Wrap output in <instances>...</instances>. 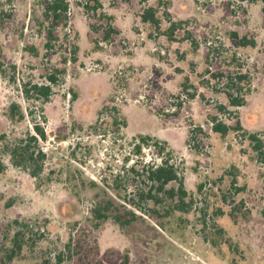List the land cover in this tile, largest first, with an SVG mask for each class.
<instances>
[{"label":"rangeland","instance_id":"1","mask_svg":"<svg viewBox=\"0 0 264 264\" xmlns=\"http://www.w3.org/2000/svg\"><path fill=\"white\" fill-rule=\"evenodd\" d=\"M84 1L68 0L49 39L45 0H0V264L16 234L21 251L5 264H264V156L249 140L264 155L262 3L99 0L118 31L106 41L108 21L85 15ZM145 7L159 30L141 22ZM164 11L181 21L174 41ZM52 73L49 98L26 100L23 84L48 85ZM239 75L231 92L245 104L232 107L225 91ZM11 104L22 120L8 118ZM211 117L236 130L213 132ZM34 123L47 133L37 177L9 156ZM146 136L171 151L185 210L175 200L139 209L131 186L113 189L135 160L158 162L153 147L133 151Z\"/></svg>","mask_w":264,"mask_h":264},{"label":"trees","instance_id":"2","mask_svg":"<svg viewBox=\"0 0 264 264\" xmlns=\"http://www.w3.org/2000/svg\"><path fill=\"white\" fill-rule=\"evenodd\" d=\"M123 2H128L130 0H121ZM239 1H248L255 2L260 1L262 3V14L264 16V0H239ZM115 4V3H114ZM166 6L168 3H164ZM85 15L89 13L96 14L100 11V17L106 19L108 24L106 26L100 25V28L103 30V39L110 40L113 34H117L118 31L112 28L110 22L112 17L101 13L102 4L99 0H86L84 3H81ZM69 13V3L68 0H45L44 14L43 16L49 20L53 21L50 23V28H48V38H53V28L60 24H66L68 21ZM157 10L153 7H145L140 14V20L142 23H148L153 25L156 30H159L161 20L156 15ZM166 18V21L169 22L168 28L162 32L163 35L167 37L169 41H174V33L178 29L177 26L181 24L180 22H174L169 17V13L164 11L163 14ZM97 30V29H96ZM233 38L236 40L239 47L254 46V41L249 40L246 37L238 38L237 35L233 34ZM185 39L191 40V43H196L194 38L191 36V33L186 30ZM46 46H49V43H46ZM56 72V71H55ZM58 73V72H57ZM245 76L239 75L238 77L229 78L230 86L229 90L225 91L226 97L228 99L229 105L232 107H239L245 104V99L234 95L231 91L235 90V93L241 91V88L238 87V82L244 79ZM55 74H49L47 76L48 85H38L31 84L30 82L23 84L22 93L26 100L36 99L47 100L51 95V84L56 83ZM237 82V83H236ZM219 110H225L223 105L219 106ZM8 118L10 120L17 119L22 120L24 118L23 112L20 107L16 104H11L8 109ZM211 129L213 132H216L220 135H226L230 130H236V127H231L219 120L217 117H211ZM125 126V122L123 121ZM239 126H237V130ZM5 135H2L4 137ZM47 133L43 127L38 123L33 125V133L28 132L25 139H19L17 143L13 145L11 150H9V156L12 164L17 167L29 172L31 177H37L43 170L44 160L46 158L45 153H43L40 148L39 141H46ZM249 140L254 143V149L259 151L261 156H264L262 153L263 143L257 138L255 134L249 135ZM143 146L153 147L154 153L158 158V162L144 160H135L128 169V174L122 178L120 175H117L116 180L113 183L114 190H126L128 185L133 188L135 192L134 198L131 199L130 204L141 209L142 204L152 203L153 205H162L166 201H177L178 203L174 205V209L179 211L185 210V203L183 199L186 197V191L183 187V180L179 176L175 165L171 160V151L167 149L165 142L159 141L157 139H152V137H139V142L134 143L133 151L136 155H141ZM5 170V165L0 158V174ZM170 184H175V187H168ZM127 196V195H125ZM136 200V201H135ZM108 207H105L104 211L108 210ZM105 218L104 215H99ZM128 222V221H127ZM15 249H11L4 256V259L1 261V264H5L11 261L16 255L21 251V245L18 242V234L15 235ZM18 240V241H17ZM127 263V261L125 262Z\"/></svg>","mask_w":264,"mask_h":264}]
</instances>
